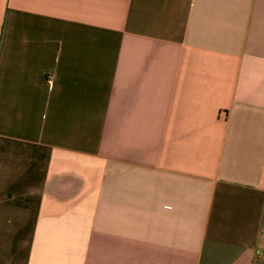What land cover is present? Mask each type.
Listing matches in <instances>:
<instances>
[{
	"label": "crops",
	"instance_id": "crops-1",
	"mask_svg": "<svg viewBox=\"0 0 264 264\" xmlns=\"http://www.w3.org/2000/svg\"><path fill=\"white\" fill-rule=\"evenodd\" d=\"M0 264H264V0H0Z\"/></svg>",
	"mask_w": 264,
	"mask_h": 264
}]
</instances>
